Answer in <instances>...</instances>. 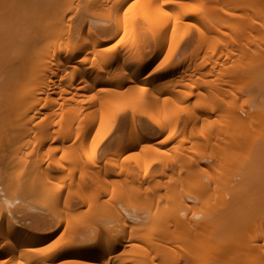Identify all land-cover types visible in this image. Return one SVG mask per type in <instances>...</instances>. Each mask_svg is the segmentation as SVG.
I'll list each match as a JSON object with an SVG mask.
<instances>
[{"label": "bare ground", "instance_id": "bare-ground-1", "mask_svg": "<svg viewBox=\"0 0 264 264\" xmlns=\"http://www.w3.org/2000/svg\"><path fill=\"white\" fill-rule=\"evenodd\" d=\"M135 23L151 51L128 39ZM245 38L251 40L244 50ZM220 45L217 58L245 52L244 78L236 63L222 61L213 87L194 93L209 85V71L202 69L213 60L215 69ZM162 52L160 64L144 75ZM182 66L180 80L189 76L191 85L187 100L195 94V102L186 111L162 105L164 119V113L143 118L162 97L180 92L176 84L151 86L145 77ZM240 76L256 97L245 115L228 100ZM215 107L225 113L223 122L211 121ZM154 126L167 130L158 145L151 143ZM187 130H194V139L171 166L192 176L193 187L186 195L175 185L161 191L158 180L143 188L142 181L160 171L145 166L143 174H133L127 165L138 153L133 148L140 144L144 157L167 153L163 146L174 137L170 148L190 139ZM107 139L116 146L99 152ZM57 141L61 146L52 145ZM66 148L69 166L57 155ZM205 157L212 162L206 165ZM45 162L53 168L35 170ZM58 169L66 170L62 187L39 212L22 215L24 222L0 205V255L10 254L0 264L16 258H23L19 264H54L63 255L70 258L55 264H122L125 256L136 264H264V0H0V185L31 187L38 177L52 183L56 173L50 171ZM121 173L124 182H139L132 188L145 194L139 209L121 194L125 208L99 223L80 225L65 215H54L51 223L48 215L62 214L68 204L99 203L112 175ZM90 180L99 188H83ZM65 224L72 228L59 232Z\"/></svg>", "mask_w": 264, "mask_h": 264}, {"label": "rangeland", "instance_id": "rangeland-1", "mask_svg": "<svg viewBox=\"0 0 264 264\" xmlns=\"http://www.w3.org/2000/svg\"><path fill=\"white\" fill-rule=\"evenodd\" d=\"M129 31H128L129 32V34H128L129 36L127 35L128 39L133 40V41L136 42L137 45H136L135 48H140V49L145 48L148 51L152 50L153 47L151 45H149L148 39L143 37V31L145 32V30H143V28L140 26V24H136L135 23V25H133V26L130 25L129 26ZM228 31L231 32V30H229V29H228ZM254 34H255V32H254ZM194 35H198V32L194 31ZM226 38L230 39L229 35H226ZM253 39H254V36H253ZM250 40L251 39H248V38H245L243 40L242 46H243L244 50L246 49V47H247L248 43L250 42ZM193 41L195 43L197 42V43L201 44V43L207 42L208 40L206 38L205 41H202V39L200 40V42H199L198 39H195ZM187 45H188L187 43H184L183 47H185V46L187 47ZM235 46L236 45H234V47ZM221 48H222L221 45L217 48L216 54L214 56V59L217 58V54H218V52H219V50ZM234 49H232L231 51H233ZM180 56H182V55H179V57ZM163 57H164V53L162 52V54H160L158 56V58L154 62V64L151 65L150 67H148V69H146V71L144 72V75H146L149 71H151L153 68H155V66L157 64H160V62L162 61ZM245 59H246L245 52L243 50H234L233 52H231V57H230V55H229V57H227V55H224V54L219 56L217 58L218 64L215 67V69H213L211 67V65L213 64L214 60L211 61V62L209 61L208 63L205 64L206 66L204 65V67L202 69V71L204 70V72H206V73L209 71L207 73L208 74L207 78H209V80H210L209 83H208L209 85H207V87L203 86V87L195 88L194 89V93L199 91L200 94L202 95L205 92L206 88H212L213 87L215 82H217V80L221 77L220 70H221L222 67H224V65L222 66V64H221L222 61H226V64L228 65V62L230 63V61L232 60L231 63H236L235 65L241 68L240 74H242V76H243L245 73L242 71V68H243V66L245 67V63L249 62V60L245 61ZM176 60L177 59L175 58L174 62ZM227 60H230V61L227 62ZM243 63H244V65H243ZM186 64L188 65L189 63H186ZM186 64L183 65V66L184 67L187 66ZM183 66L180 67V69L177 68V69H172V70H169V71H155V72L151 73L150 75H148L147 77H145V79L152 80L151 86L158 84L159 86H162V87H166V85L173 87V85L176 84L175 87L177 89H179L180 92L177 93V95H173V94L168 95L166 93L165 95H168L167 97H169V100H167V98H165V96H164V100H163V97H162L161 100H160L161 104H159L160 107L158 106L157 108H155V104H154L153 106H154L155 109H153L152 111H150V109H149L147 114L146 113L143 114V118H146V117L149 118L148 117V113H151V114L154 113V115H156V117L162 118L163 113H164L165 116L162 118V119H164L167 116V112L165 113V112L161 111L162 105H163V107L165 109V110L162 109L164 111H166V106L172 107V108L185 107V110H183V111H186L188 109V106L189 105L191 106L195 102V99L197 98V95H195V94L192 95L189 100H187V93H189V91L191 90L190 89L191 85L189 84L190 83L189 76L186 75V76H188V78H186L184 80H180V76L179 75L182 74V72L180 73V71L183 68ZM229 66L232 67V64H230ZM233 66H234V64H233ZM242 76H240L241 79H242ZM181 78L183 79L185 77L182 76ZM243 78H244V76H243ZM249 82L250 81L247 80V79H246V81H245V79H242V81H239L238 90L228 97V100L235 107H238L243 115H245V112H244L243 108H246V107L250 106L256 100V97L252 94V88H250V87H252V85L251 84L249 85ZM219 93L220 92L217 91L216 95L219 94ZM158 103H156V104H158ZM223 104L227 105L228 103L227 102L226 103L223 102ZM168 107H167V109H168ZM229 107H231V106H229ZM179 113L181 114V112H177V114H173V120L175 118L179 117ZM98 114H100V111H98ZM215 118L217 120H222V122L225 119V113H223V111L219 110L218 107L213 108L211 121L213 122L214 120H216ZM180 125H181L180 126V128H181L182 124H180ZM197 129L198 128L195 129L196 132H194V130L190 131L191 133L189 132V130H187L186 131L187 134L186 133L185 134L190 139L186 138V140L181 141L179 145H176L173 148H170L169 146H171V144L174 142V140L176 138L174 137L173 139H171L168 143L165 144L166 147H165V145L163 146L166 151H169L167 153L165 151H164L165 153H161L160 155L151 153L150 155L144 157V154L141 151V145L140 144L136 145L133 148L132 151H134L136 153L138 152V153L135 154L136 156L132 155L130 160H128V164H127L128 166L131 165L133 174H135L137 176L140 175V174H143L145 172V166H150L149 168H150V171L152 173H157L158 171H160V173L158 175H156L155 178H147V179L143 180L142 183H141L143 188H151L154 185V183L156 182V180H158L159 181L158 184H160L162 186L161 187L162 188L161 191L165 190V186L166 185H175L176 186L175 190H176V193L178 195H181V194L186 195L187 194L188 190L191 187H193V185H194V182L192 180V176L191 177L187 176V173L184 170L179 172V168L180 167L178 166V164L175 163L173 166H171V161L173 159L175 161V159L180 155V151L183 149V147H185V145L188 146L189 144H191L190 142H192V140L194 139V137L192 135L194 133H197ZM150 131H151V133H153L155 135L154 136L152 134V137L154 136L153 137L154 139L153 138L151 139V143L153 145H155V144L158 145L156 143V141H159L167 133V130L164 131V132L163 131L161 132V130H160V128L158 126H154V128L151 129ZM191 136L193 137V139H192ZM109 140L110 139H107L103 143L102 147H99V152H101L103 150H106V149H109V150L113 149L116 146V142L115 141H111V140L109 141ZM108 143H110V144H108ZM61 144H62V142L57 141V142L53 143L52 145L53 146L54 145H60L61 146ZM87 148H89V145H87ZM206 150H205V152H203L204 154H207L209 149L207 148ZM140 153L143 156H141ZM57 155H58V158L62 162L66 161V166H69V162L67 163V160L70 161L69 160V155L67 153V148L65 149V152L63 151V149H62V151L59 150ZM60 157H62V158H60ZM85 157L86 156H84V158ZM63 158H64V160H63ZM206 160H207V162H206ZM210 160L211 159L205 157L204 161H205L206 165H207V163L209 164V162H212ZM48 162H49V160H48ZM48 162L42 163L41 165L36 167L35 170L42 171V172L49 171L50 168H53V164L50 163V165L48 166ZM58 162H59V160H58ZM63 164H65V162H63ZM22 166H23V168H22L23 171H25V169L28 170L25 165H22ZM204 166H205V164H204ZM56 170H54V171L51 170L50 171L51 176L55 175V173H56V175L54 176V179H52L53 180L52 183L46 182L45 178L42 179V178L38 177L39 181L37 182V184L35 182V186L32 185L31 187H24V185L23 186H18V187L17 186H13L14 185L13 182H15V181H12L11 185L8 182V185L12 186V187H6L5 188L4 184H3L4 187H2V185H0V187L2 188V190L0 189V205H2V207L4 205L6 207V209L7 208H9V210L11 209L10 211H12L15 215L17 214L16 215L17 219H19V218L21 219V216L25 215V214H33V213L39 212L40 208H41V204L43 202L45 203V201L47 202L49 200V198H51V196L55 192H57L63 185L61 173L63 174V171H66V170L65 169L64 170L63 169L62 170L58 169L60 172L56 171ZM162 172H164L165 175H161ZM11 174H12V172H10V175L8 174V176L10 177ZM13 174L15 175V173H13ZM169 174L173 175L174 179H176V180L173 179L172 181H169L168 180L169 179V176H168ZM204 174H205V172H204ZM57 175H58V177H57ZM125 176H126V174H123V173H121L120 175L119 174L112 175V177H111L112 179L111 180H113L115 178L116 182L115 181L109 182V183H111V186L109 185L108 188H110V189L114 188V193H113V197L114 198L111 196L112 193H111V190L109 189V191L107 193H105L101 197V199L99 200V203H97V204L89 203V202L83 201V200H78V202L80 201V205H78V206L76 205L77 207L75 208V206L73 204H71V207H69L70 205L67 203L68 207H65L63 212H61L62 214H60V213H59L60 215L53 214V217H52V214H51V216L48 215L49 218L51 217V219H50L51 223H52V219L54 218V215L57 218H58V216H64V215L67 216V217L68 216L74 217L75 221L76 222L78 221V223L80 225H82L83 223H85V225L87 223L88 224L92 223L96 219L97 220L100 219L98 221V223H99L102 220L101 216H108V215H110L112 212H114L116 210H119V209L122 210V209L125 208L124 206L121 205L122 203L120 204V201H119V195H121V194L127 196L128 200L130 201L129 202V206L130 207H133V209H139L145 203V200H146L144 198L145 194L142 193V194H139V195H135L133 193L132 188L136 184H138L139 182H135L133 184L130 183V182H127V181L124 182ZM204 177H206V176L204 175ZM75 180H76V178H75ZM35 181H37V180H35ZM8 185H6V186H8ZM83 188H89V189L94 190V189H98L99 187H98V184H96L95 182L90 180V181H88V183L86 185L83 186ZM114 195H117V196L115 197ZM45 198H47V199L45 200ZM67 204H66V206H67ZM161 204H162L161 206H165L164 204H166V203L163 201V202H161ZM13 220H15V219H13ZM5 221H6V219H4V223H5ZM21 221L24 222V220H22V219H21ZM16 223H18V222H16ZM98 223H97V226L99 228H101L102 224L100 223V226H99ZM21 224H24V223H21ZM27 224H29V223L27 222L25 225H27ZM49 225H50V223L48 224V226ZM65 225L60 228L59 232H61V230L62 231L65 230L66 231V230H68V228H70V229L72 228L71 227L72 225H66L67 228H66ZM94 225H93V227H94ZM263 226H264V221H263ZM95 229H98V228L96 227ZM128 229H129V227H128ZM92 230H94V228ZM59 232L56 233L57 236H59V234H60ZM81 235L83 236V234H81ZM57 236L55 235V237H57ZM80 236L78 235L77 238H80ZM84 236H83L82 239H84ZM77 238L74 239V241L79 243L78 241H76V240H79ZM85 238L87 240V237H85ZM53 239H54V237H53ZM53 239H51V241H53ZM86 240L84 242H86ZM90 241H92V239ZM96 241H97V239H94V241H92V242H96ZM81 242H82V240H80V243ZM128 249H130V247ZM42 253L43 252H41V254ZM35 254L36 255H41L40 252L39 253L36 252ZM9 255L10 254L0 255V260L8 258ZM124 255H126V254H124ZM80 256L82 257V255H80ZM68 257H69L68 255H63L62 257H58V259L55 260L54 262L56 263V261L58 262V261L64 260V259L67 260ZM127 257L128 256H125V261H123L122 264H136L135 262H132V261L128 260ZM19 260L21 261V260H23V258L22 259H19V258L17 259L16 258V259H13V261L10 260V264H19ZM83 260H85V259L83 258ZM46 261L50 262L52 260L49 257L48 258L46 257ZM93 261H95V260H93ZM29 264H40V263H29ZM107 264H112V263H107Z\"/></svg>", "mask_w": 264, "mask_h": 264}]
</instances>
